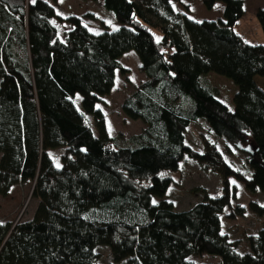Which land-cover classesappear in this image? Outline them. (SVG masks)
<instances>
[{"label":"trees","instance_id":"16d2710c","mask_svg":"<svg viewBox=\"0 0 264 264\" xmlns=\"http://www.w3.org/2000/svg\"><path fill=\"white\" fill-rule=\"evenodd\" d=\"M180 1L103 0L119 26L95 33L46 0H0V196L32 183L39 200L32 219L0 222V264H98L100 247L116 263L208 264L195 259L210 256L264 264V228L246 236L241 252L222 226L226 211L233 218L245 210L233 209L232 179L264 194V88L256 80L264 78V44L235 31L245 0H202L224 11L201 22L178 12ZM256 15L264 34V8ZM130 51L145 80L122 111L144 128L113 136L101 106ZM211 73L237 86L233 110ZM200 119L245 155L250 178L214 143L198 152L186 142ZM186 157L219 173L223 193L177 211L164 173ZM248 209L264 217V205Z\"/></svg>","mask_w":264,"mask_h":264},{"label":"rangeland","instance_id":"374dc122","mask_svg":"<svg viewBox=\"0 0 264 264\" xmlns=\"http://www.w3.org/2000/svg\"><path fill=\"white\" fill-rule=\"evenodd\" d=\"M32 1V0H31ZM54 5L58 13L63 17L75 15L82 18L83 23L92 32L99 33L107 29H116L119 25L112 12L108 11L103 4V0H46ZM174 8L186 14L190 18L205 21L217 20L222 16V3L214 10H208L203 5L202 0H181L173 3ZM259 8H264V0H245V15L235 25V31L246 41L252 44H264V34L257 19L256 12ZM93 15L95 19L89 17ZM65 27H61V35ZM120 62L127 71H118L117 80L111 94L104 99L101 106L106 113V123L111 135L122 134L131 137L139 134L143 128L142 121H135L127 118L122 111V104L126 97L134 92L136 87L145 80V76L140 71L139 59L134 51H130L120 59ZM209 82L218 91L219 99L231 110L234 109V96L238 90L232 80L211 73ZM257 82L264 88V78L257 77ZM81 97H77L79 104ZM93 122V120H92ZM186 142L196 151L204 152L206 143L215 144L227 162L233 168L243 172L247 177L252 176V171L247 167L245 155L234 147H229L225 141L218 138L209 127L205 119H200L192 124L186 134ZM171 178L172 184L166 194V199L172 201L177 211L190 209L196 203H201L207 197L220 196L223 193L222 176L212 170L204 169L197 161L186 157L180 164V169L174 173H164ZM232 188L235 195L233 209L243 207L244 214L230 218V210L226 211L222 217L223 232L230 235L232 239L240 241L239 250H248V243L245 241L247 235H257L264 228V217H258L248 209L251 201L264 205V194L250 193L245 189L243 182L232 179ZM33 184H19L12 188L8 197L0 196V222L28 221L33 218L38 207L39 200L32 198ZM157 203L160 198H155ZM232 209V210H233ZM101 259L98 264H127L116 263L110 250L106 247L98 248ZM196 262L208 264H221L216 257L204 256L196 258Z\"/></svg>","mask_w":264,"mask_h":264},{"label":"crops","instance_id":"0c3cea01","mask_svg":"<svg viewBox=\"0 0 264 264\" xmlns=\"http://www.w3.org/2000/svg\"><path fill=\"white\" fill-rule=\"evenodd\" d=\"M217 6H218V4H217L215 7H217ZM215 7H214V9H215ZM214 9H213V10H214ZM221 9H222V16H223L224 6H223V7L221 6ZM245 11H246V10H245ZM221 18H222V17H221ZM192 19H193V18H192ZM219 19H220V18H219ZM194 20H196V19H194ZM197 21H200V20L198 19ZM113 136H115V135H113Z\"/></svg>","mask_w":264,"mask_h":264},{"label":"snow or ice","instance_id":"6c2138e0","mask_svg":"<svg viewBox=\"0 0 264 264\" xmlns=\"http://www.w3.org/2000/svg\"><path fill=\"white\" fill-rule=\"evenodd\" d=\"M36 2V0H32V3L34 4ZM62 2V0H61ZM57 167H59V165H57ZM153 203H155V201H153Z\"/></svg>","mask_w":264,"mask_h":264}]
</instances>
